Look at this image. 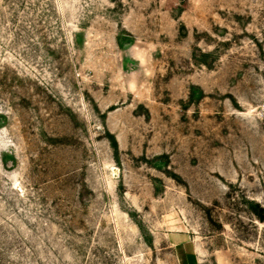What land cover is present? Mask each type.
I'll use <instances>...</instances> for the list:
<instances>
[{
    "label": "rangeland",
    "instance_id": "374dc122",
    "mask_svg": "<svg viewBox=\"0 0 264 264\" xmlns=\"http://www.w3.org/2000/svg\"><path fill=\"white\" fill-rule=\"evenodd\" d=\"M0 264H264V0H0Z\"/></svg>",
    "mask_w": 264,
    "mask_h": 264
}]
</instances>
